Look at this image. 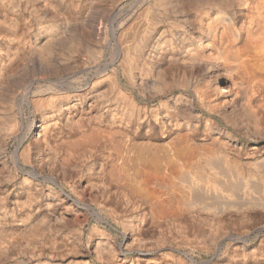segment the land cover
<instances>
[{
  "label": "rangeland",
  "instance_id": "rangeland-1",
  "mask_svg": "<svg viewBox=\"0 0 264 264\" xmlns=\"http://www.w3.org/2000/svg\"><path fill=\"white\" fill-rule=\"evenodd\" d=\"M99 1L66 0L58 9L43 0H15L16 7L10 8L19 9L24 35L42 43L52 39L57 56L49 66L37 59L25 61L0 83V264H264V205L201 211L198 205L176 202L173 208L194 210L159 220L152 205L174 196L190 197L179 176L195 169H163L162 178L147 185L150 196L139 191L137 175L138 159L152 152L171 154L181 137L220 150L247 173L254 169L249 163L264 159V87L242 72L207 71L202 62H190L193 55L205 56L229 44L227 25L233 23L238 30L248 25L255 9L242 12L236 0L199 9L168 0L163 12L155 10L156 0H112L103 6ZM227 8L232 13L226 21ZM146 27L151 31L145 34L149 46L134 58L135 83L122 61L125 48L137 47ZM210 27L213 31L206 30ZM74 45L80 51L70 52ZM61 76L64 86L46 82ZM230 76L238 83V102L226 109L213 99L212 89L215 79ZM49 86L54 88L44 91ZM25 87L32 100L54 95L56 108L63 111L43 112L42 106L25 103L22 115L17 101ZM13 115L23 129L7 128ZM39 120H44L37 125L39 131L28 133ZM17 155L23 170L16 165ZM115 166L122 169L121 183L112 179ZM129 174L134 186L126 183ZM162 181L168 187H161ZM73 200H89L103 219L78 206L70 209ZM235 234L247 239L233 240L230 235Z\"/></svg>",
  "mask_w": 264,
  "mask_h": 264
},
{
  "label": "bare ground",
  "instance_id": "bare-ground-1",
  "mask_svg": "<svg viewBox=\"0 0 264 264\" xmlns=\"http://www.w3.org/2000/svg\"><path fill=\"white\" fill-rule=\"evenodd\" d=\"M43 1H45L46 4H48V5H54L56 8L61 9L64 7V3L66 0H43ZM167 1L168 0H156L155 10H157L158 12H161L162 10L163 11L168 10V6L166 5ZM180 2L182 3L183 6H185V8L187 7L189 9H199L202 7H210L213 5H215L216 7L220 6L218 8H221V6H222L221 5L222 0H181ZM236 2H237L236 5L241 8L242 12H247L251 8L255 9V15L249 21V24L241 27L239 30L236 27H234L233 23L228 24L227 26L229 28V32L231 33V37H230L232 39L231 42L230 43L228 42L229 44H222L218 49H215V50L211 49L210 50L211 52H208L205 56L202 55L203 57L202 56L199 57V55H193L192 58L190 59V62L191 61H194V63H195V61L202 62L203 68L207 71H209L210 69L212 70V69L218 68V70L219 69H227L229 71L231 70V72H236V73L242 72L246 75L247 78L255 81V84L257 86L264 87V0H236ZM99 3L103 6V5H108L111 3L113 4V1L112 0H100ZM0 4L3 6L2 7L3 11H5L3 18L0 19V35H2L0 38V83L2 82L3 78L5 77V75L8 72L12 71L15 67L22 65L23 62H25V61H29V62L34 63L35 59H37L44 66L45 65L49 66L53 62V59L56 58V56H57V52H56L55 48L53 47V41H51L52 39L47 41V42L42 43L41 40L39 42L37 40L32 41V39H29L28 37H26L24 35V29L25 28H24L23 18L21 16H19V14H18L19 9L15 10L13 12H10V10H12L10 8L14 9L16 7L15 0H4V1H2V3L0 2ZM17 6H18V4H17ZM93 7H95V6L93 5ZM227 9L226 10L224 9L225 11L223 13L224 20H226V21H227L228 13H232L229 11V9L228 10ZM237 9H239V8H237ZM99 10H101V9H99ZM205 16L207 17V15H205ZM218 16H220V15L218 14ZM231 16H233V15L231 14ZM68 18L71 21H73L75 19L71 14L68 15ZM155 18H157V17H155ZM210 19L212 20V18H210ZM140 21H142V20H140ZM149 22H151V21H149ZM221 22H224V21L221 20ZM214 25H216V24H214ZM162 27H163V25H162ZM211 27H212V25H211ZM211 27L209 29H206V28H204V29L210 30ZM147 32H151V31L148 30V28L142 30V33H141L142 35L140 36L141 39H140L137 47H135L133 49H132V47H126L125 48V56H124V59L122 61L123 68L126 70L128 76L130 78L134 79L133 81L135 83H136L135 77L138 74L137 73L135 75V71H136L135 69L137 68L138 63H136L137 60L135 62L134 58H136L137 56H140V54H144V51L146 50L145 48L147 46H149L148 39L145 36V34ZM168 32H169V30H168ZM216 33L218 35V32H216ZM230 33H229V35H230ZM130 34L131 33H129V35ZM154 34H155V32H154ZM169 34H170V32H169ZM213 36H216V34ZM169 37H171V36H169ZM164 39L165 38L162 37V38H160V40L159 39L156 40L157 42L154 43L155 47H158L162 43L161 41H163ZM134 44H135V42H134ZM152 44H153V42H152ZM216 45H217L216 43H212L209 46L214 47ZM14 48H16V49H14ZM69 51L70 52H78V51H80V49L74 45L71 47V49L69 48ZM194 53H195V51H194ZM149 55H150V53H149ZM97 59H99V57ZM99 61H101V60H99ZM36 63H38V62H36ZM194 63H190L189 65L193 66ZM93 64H97V63H93ZM147 66H149V64ZM88 71H89V69H88ZM162 75H163V73H162ZM141 76H142V74H141ZM63 77L61 76V78H59L57 80L47 79L46 82L49 84H53L56 87L57 86H64L65 82H66V78H63ZM36 80L39 81L40 77L36 78L35 80H29L28 86H31ZM214 84H215V86L213 85L214 87L212 89L213 90L212 96L214 97L213 99L218 100L219 103H221L222 105H224L226 107V109L232 108L233 106L235 107L237 102H238L237 98H236V90H237L236 87L238 85V83L236 82V79L233 76L226 77L224 79L217 78L214 80ZM28 88L29 87H25L26 90L24 92H23V88H22V92L20 91L21 93L19 94V101H17L19 103L17 105H18L22 115L24 112L23 109H25L24 108L25 103H27L28 106L29 105H35V104L37 106L38 105L42 106L43 112L51 111V113L54 112L56 114H60L63 111L61 106L58 109L56 108V106L58 107L59 104L57 105L58 99L54 98V95H52V96L49 95L48 97L42 98L39 100H32L30 98V96L28 95V91H27ZM50 88L53 89L54 87L49 86L44 91H47ZM81 88H83V87H81ZM77 90H79V89H77ZM116 100L118 101L119 99H116ZM124 100L127 101V98H124ZM59 101H61V100H59ZM14 104H15V101H14ZM41 104H43V105H41ZM247 107H249V106H247ZM10 108H11V106H10ZM246 112H248V111L246 110ZM43 122H44V120H41V121L39 120L38 123H36L34 121L31 128H29V126H28V128H29L27 130L28 133H32V134L35 132L37 133L39 131V126H41L40 124ZM37 125H39V126H37ZM34 127H35V129H34ZM7 128L8 129L14 128V129H16V131H18L19 129H23L24 127H23V125L21 126L19 124V121L17 119V115H13V116H10L8 121H7ZM102 134H100V135H102ZM80 138H82V137H80ZM171 148H172L171 150H173V152L171 154H168V155L164 154L163 157H161L156 152H152V153H149L150 155L146 156L145 158L142 157L141 162H140L141 158L138 159V163L141 166L140 169L137 171L138 172L137 175L140 178V180H139L140 183L138 185V187H139L138 189L140 192H142L143 194H146L147 196L153 195L152 192H151L152 194L150 193L147 185L154 182L155 180L157 181L160 178H162L163 169H166V170L172 172L176 168H181V167L186 168L188 165H191V167H193L195 169L194 172H192L190 170H183L181 175L179 176V178L181 179L180 180L181 186L183 188H185V191H184L185 194L188 193V191H190L189 195H191V196L190 197H186V195H184L182 197L174 196L170 200H167V201H156L152 205V209H151V211L156 214L154 216L155 219H159V220L168 219L169 217H171L168 214H170L172 212H179L181 210L182 211L183 210L184 211H193L194 210L192 208H187V207H185L184 209L173 208L172 205L176 202H178L180 204H184L185 206H197L198 205L201 207L200 208L201 211H204V210L223 211L224 209L222 207H229V206L238 205V204H242V205H251V204L264 205V159L263 160H256L254 162L249 163L250 165L253 166L254 169L252 172L247 173L245 171L244 166H242L240 163H237L236 161H232L228 155L223 154V153L219 152L220 150L218 151L217 149L212 148L210 146H205V145L201 146V145L197 144L195 141H193V139H191V138H187V137L178 138L172 144ZM15 162H16L17 167L20 170H23L22 159H21L20 155H17L15 157ZM119 165H121V164H119ZM111 173H112V179L118 183H121L122 180L124 179L122 177L123 176L122 169L119 166L118 167L115 166V168L111 171ZM127 176H128V178H126V183L130 186H134V184L131 181L132 175L129 174ZM123 182H125V180ZM56 185H58V184H56ZM162 186L168 187L166 184H164V182L161 183V187ZM59 187L62 191H64V187L62 185H59ZM155 194L158 197L163 196L162 191H158ZM88 201L89 200H87V201H85V200H73L72 203L70 204L71 205L70 209H73L74 206L75 207L78 206V207L84 209L86 212H90L94 215H97L99 218L103 219L102 213L100 214V212L96 211L95 208L91 204L88 203ZM90 213H87V214H90ZM124 228L126 229L127 227H124ZM31 229L33 230V228H31ZM28 230H29V228H28ZM31 232H33V231H31ZM230 236L233 238V240L234 239L244 240L247 237V236L245 237V234L244 235L235 234V235H230ZM212 242H214V241L212 240ZM139 252H141V251H139ZM125 255H127V254H125ZM140 255H144V254L140 253ZM147 255H148V253H147ZM137 256H139V255H137ZM186 256H188V258L190 259V261L192 263H195V259H194L195 257L193 258L192 256H190L187 253H186ZM180 257H181V254H180ZM196 260H197V258H196Z\"/></svg>",
  "mask_w": 264,
  "mask_h": 264
}]
</instances>
